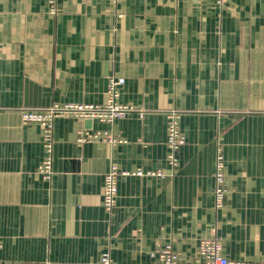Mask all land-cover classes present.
<instances>
[{
  "label": "crops",
  "instance_id": "crops-1",
  "mask_svg": "<svg viewBox=\"0 0 264 264\" xmlns=\"http://www.w3.org/2000/svg\"><path fill=\"white\" fill-rule=\"evenodd\" d=\"M110 76L135 110L112 123L55 118L44 179L41 126L23 124L21 108L103 104ZM171 109L185 138L175 166ZM80 129L121 141L80 142ZM218 149L227 191L215 209ZM111 164L121 173L108 212ZM212 238L229 260L264 258V0H57L54 12L0 0V260L150 264L170 244L180 264H200Z\"/></svg>",
  "mask_w": 264,
  "mask_h": 264
},
{
  "label": "built area",
  "instance_id": "built-area-1",
  "mask_svg": "<svg viewBox=\"0 0 264 264\" xmlns=\"http://www.w3.org/2000/svg\"><path fill=\"white\" fill-rule=\"evenodd\" d=\"M51 12L57 7V0H48ZM124 83V78L110 76L106 91V100L103 104H84V103H54L45 108L30 109L21 108V122L23 124L37 123L41 126V136L44 148V157L38 164V171L42 177L49 180L52 176V151H53V122L55 118L61 116H75L81 119H97L101 122L112 123L116 118H120L128 112L134 111L130 105L119 102L120 87ZM143 110H139L142 114ZM167 118V159L172 166L177 164L176 153L184 144L185 138L179 127L180 113L174 109L166 112ZM103 136L112 144L120 142L113 135L107 132L91 133L87 130H78L77 140L82 142L92 138ZM121 172L117 166L111 164L109 170L104 176L101 204L104 209L110 212L116 204L117 196V179ZM142 174L141 170L136 172ZM151 175H161V172H146ZM214 189L213 199L214 208L219 209L223 205V200L227 191L224 176V157L221 150H217L214 161ZM197 253L200 264H264V258L259 260H229L222 253V247L217 238L204 239L198 244ZM150 264H180L179 254L170 244L158 248L152 254ZM0 264H30L23 262L1 261ZM90 264H115L109 258L107 253L101 255L100 259Z\"/></svg>",
  "mask_w": 264,
  "mask_h": 264
}]
</instances>
